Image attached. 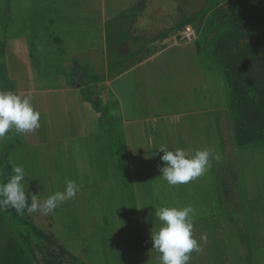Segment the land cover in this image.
Returning <instances> with one entry per match:
<instances>
[{"label":"rangeland","instance_id":"obj_1","mask_svg":"<svg viewBox=\"0 0 264 264\" xmlns=\"http://www.w3.org/2000/svg\"><path fill=\"white\" fill-rule=\"evenodd\" d=\"M260 1L256 0L255 3ZM224 2L1 0V5L6 3L9 7L6 25L3 22L0 25L1 36L6 37L4 61L7 73L15 78L16 92L21 88L56 86L64 76L69 83L84 85L92 82L94 87L96 83L93 80L103 79L104 76L100 56L107 53L106 47L110 56L108 63L129 64L138 59H133L134 50L120 52L114 44H136L142 55L148 42L156 37L159 39L181 20L193 14L197 17L201 13L204 15L203 21H206L208 16L205 11L207 13L211 8L218 11ZM101 19L107 23L105 30ZM112 44L115 50H110ZM193 52L204 69L211 64L209 52L203 50L200 54L196 49ZM112 54H116V57ZM93 55H96L95 59ZM178 55L181 57L182 54H172L180 59ZM169 64L172 65L168 71L171 83L176 85L183 66L181 61L178 65ZM208 72L218 77L226 108L223 78L217 71ZM131 76L137 75L132 73ZM135 83L121 79L118 88L126 87L132 97L130 100L139 103L141 97L133 89ZM115 88L117 83L113 86ZM200 88L190 90L197 97L202 95L205 102L203 95L206 90ZM206 95L208 107L217 105L211 93ZM29 97L34 109L40 113L41 126L35 132L14 137V147L8 152L10 175H13L14 165L22 166L26 173L25 190L40 194L41 200L55 192H63L67 180H75L80 188L75 198L61 204L53 213H27L34 225L44 233L51 234L59 245L48 250L47 244L43 243L46 253L43 260V254L37 250L33 252L34 241L30 235L29 246L25 249L29 262L160 264L158 254L152 252L151 233L160 226L155 210L165 206H191L195 210L193 234L200 243L201 251L192 253L190 264H264V144L242 149L233 147L235 158L224 165L226 158L222 138L220 130L218 134L213 113L205 114L203 121L198 119L199 126L192 129L190 123L199 116L176 121L159 120L153 125L166 129L161 138H153V142H149L150 137L145 135L147 141L137 139L141 137L129 140L122 137V116L112 101L108 102L111 105L106 107L108 111L100 113L104 120L110 118L115 122L111 136L103 132L104 137L63 139L59 135H66L67 132L62 129L64 121L69 119L63 115L67 111L63 108L66 104L57 98V94L40 95L37 92ZM144 105H135L137 108L133 112L139 110L138 114H141V111L149 108ZM124 110H131L127 100ZM68 111L70 114V109ZM98 126L102 132L108 124L104 128L98 120ZM68 129V135L71 132L73 135L75 127ZM224 129L226 133L229 132L228 121L224 123ZM125 143L133 145V154H129L130 149ZM161 144L169 150L181 148L189 154L195 153L196 146V150L210 149L219 159H211V167L194 179L193 184L169 186L160 178L163 153L158 152V148ZM140 147L145 153L138 151L134 154L133 151ZM226 151L227 158H231L232 152ZM216 164H219V168L220 165L229 168L232 173L230 179H221L220 174L218 176ZM29 202L31 204L30 197Z\"/></svg>","mask_w":264,"mask_h":264},{"label":"trees","instance_id":"obj_2","mask_svg":"<svg viewBox=\"0 0 264 264\" xmlns=\"http://www.w3.org/2000/svg\"><path fill=\"white\" fill-rule=\"evenodd\" d=\"M223 2L220 10L211 8L207 13L205 11V15L208 16L206 21H203L204 15L201 13L197 17L193 14L181 20L176 26V30L178 29L176 38L181 40L179 33L186 26L193 27L196 39L192 43L200 54L203 50L209 52L212 61L206 69L221 74L227 97L226 109L232 146L242 149L263 145L264 0L258 3H255L256 0H223ZM8 17V5L0 4V25L3 22L5 26ZM1 35L3 33L0 34V91L10 90L17 93L14 80L7 73L4 61L6 37ZM162 36L160 38H163ZM93 81L96 83L94 87L92 82L80 84L81 97L99 114L100 124L104 125V128L106 123L108 124L106 129H102L103 127L101 129L111 134L114 120L109 118L106 121L103 119V114H100L101 111L105 113L108 111L106 107H111L110 103L104 104L101 97L103 79L95 78ZM110 101L113 102V99L111 98ZM14 137H17V134L9 132L6 138L0 139V183L7 182L11 176L8 152L14 147ZM30 235L34 241L33 252L37 250L43 254V260L46 256L43 243L47 244L48 250L53 246L59 247L51 234L44 233L34 225L28 218L27 212L19 215L14 209L7 212L0 211V264H34L29 262L25 253V249L29 246ZM49 264L54 263L51 260Z\"/></svg>","mask_w":264,"mask_h":264},{"label":"crops","instance_id":"obj_3","mask_svg":"<svg viewBox=\"0 0 264 264\" xmlns=\"http://www.w3.org/2000/svg\"><path fill=\"white\" fill-rule=\"evenodd\" d=\"M110 4H112V2ZM100 22L104 26L105 30L106 23L102 21V19ZM173 25H175V23H173ZM177 30L175 26L174 28H171L169 32H166L162 36L163 38L159 37L158 39L156 37L155 40L148 42L149 44L146 46V48H144V54L142 55L139 54V47L136 44L134 46L114 44L116 50L120 52L122 50H134V52H132V54H134L133 59H138L134 62H130L129 64H124L122 62H119L118 64L115 62L114 64L113 62L108 63L107 60L110 59V56L108 47H106L105 51L107 53H105L104 55L101 54L100 56V58L103 59L102 67L104 72L103 81L101 82V85H103L101 97L103 99V102H105L106 104H108V102L112 98L115 107L117 109H120V113L122 116V137L129 140L141 137L137 139H145V141H147V137H150L152 141L149 139V142H153V138H161L163 135L162 133L165 132L166 129H161L160 127H156L157 125H153L159 120L176 121L188 116H190V118L199 116V118L193 119L190 123L192 129L199 126L197 122L198 119L203 121L205 119V114L213 113L215 117L216 127L218 126V134L220 130L222 138V147L226 158L223 164L225 165V163L233 161L235 156H233V146L231 143L230 134L229 132L226 133L224 129V123L228 121V118L227 110L223 102L224 97L222 87L220 86L221 83L219 82L218 77H216L214 74H211L212 72H208L206 69L200 66L198 57L193 52V50L196 49L195 44L186 43L176 38L178 32ZM138 34L140 35L139 32ZM118 47L119 49H117ZM111 49H114L113 44L110 47V50ZM176 52L182 54L181 57L180 55H178L181 60L178 59L177 56H172V54ZM112 55L111 57L112 59H114L113 56H115L116 54H114L113 56ZM92 57L93 59H95L96 55H93ZM178 60L181 61V65L184 68H180V80L178 81V84L174 85L171 83L172 81L170 78V72H168L172 66L169 64V62L178 65ZM93 62L95 63V60ZM112 67L119 68L113 69ZM132 73H136L137 76H131ZM12 78L15 79L14 77ZM121 79H128L132 80L134 83L136 82L133 89L138 92L139 96L141 97L139 103H133L130 100L132 99V97L126 91V87L118 88V83ZM116 83L117 88L113 89V86ZM198 87H201V90H206L205 94L203 95V99L205 98V102L202 101V95H200V97H197V94H193L194 91L190 90L194 88L198 89ZM129 88L131 89V87ZM37 92L40 95L57 94V98H61V101L66 104V106H63V108L65 111H67L64 112L63 115L68 116L69 119L64 121L65 124L62 125V129L66 130L67 132L66 135H59L63 136V139L74 137H94L97 135L103 136L104 134L106 136H111L108 131H100V128L98 126L99 114L89 103H85L83 101L81 97L80 84H71L66 80L64 76L63 80L61 82L59 81L56 86H47L42 88L30 87L26 89L21 88L18 90L17 94L23 97H29V95H34ZM208 92L211 93V98L215 103H217V105L208 107V105L206 104V102L208 101L206 94ZM125 100L129 102V105L131 107V110L128 112L124 110ZM219 102L221 104L220 106ZM143 104H145L144 106L146 107L149 106V108H145V110L140 112L141 114H138L139 110L133 112V110H135L137 106L141 107ZM68 109H70V114ZM204 122L208 124V122ZM71 126L73 128L75 127V129L72 130L73 135L72 132L68 135V128H70ZM148 127H150L152 130L148 129ZM208 135L209 133L207 134V136ZM163 137H165V135ZM225 139L228 141V143H226ZM125 144L127 148L130 149V153L129 151L128 153L133 154L131 151L133 145H128V143ZM196 148L197 146L194 147L195 151ZM141 149L142 147H140L138 150L135 149L133 151L134 154H137L138 151L142 152L144 150ZM226 149L232 152L231 158H227ZM146 152L148 153V150H146ZM215 169L218 171V176L220 174L221 179L224 178L226 180L227 177L229 178V176L232 174L230 173L227 166L225 167L223 165H220L219 168V164H216ZM231 172H233V170H231ZM190 182L191 184H193L194 180Z\"/></svg>","mask_w":264,"mask_h":264},{"label":"clouds","instance_id":"obj_4","mask_svg":"<svg viewBox=\"0 0 264 264\" xmlns=\"http://www.w3.org/2000/svg\"><path fill=\"white\" fill-rule=\"evenodd\" d=\"M40 113L31 103V97L13 91H0V139L6 138L9 132L24 136L40 128ZM158 152L163 167L160 178L169 186L187 184L203 175L211 167V159H219L210 149L196 150L189 154L181 148L169 150L161 144ZM157 153L155 152L154 155ZM7 182L0 183V211L10 209L19 215L53 213L61 204L75 198L79 185L75 180H67L63 192H55L41 200L40 194H32L25 190V170L22 166L14 165ZM29 197L31 204H29ZM195 210L191 206L160 207L155 210L159 227L151 233L152 252L158 254L160 264H190L192 253L200 252L199 241L194 237Z\"/></svg>","mask_w":264,"mask_h":264},{"label":"built area","instance_id":"obj_5","mask_svg":"<svg viewBox=\"0 0 264 264\" xmlns=\"http://www.w3.org/2000/svg\"><path fill=\"white\" fill-rule=\"evenodd\" d=\"M180 39L184 42L192 43L196 39L195 29L191 26H186L182 32L179 33Z\"/></svg>","mask_w":264,"mask_h":264}]
</instances>
